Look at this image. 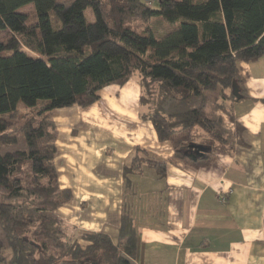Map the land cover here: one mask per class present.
<instances>
[{
    "label": "trees",
    "instance_id": "obj_1",
    "mask_svg": "<svg viewBox=\"0 0 264 264\" xmlns=\"http://www.w3.org/2000/svg\"><path fill=\"white\" fill-rule=\"evenodd\" d=\"M26 6L31 15L20 12ZM151 20L170 29L155 34ZM2 31L0 253L9 257L2 252L0 263L134 264L138 233L125 211L116 242L104 233L74 238L58 216L72 192L58 181L52 113L88 108L103 88L136 75L140 118L171 145L170 162L209 165L232 136L208 109L229 115L233 84L244 96L240 64L264 57V0H0ZM144 165L165 177L166 162L135 149L124 179Z\"/></svg>",
    "mask_w": 264,
    "mask_h": 264
},
{
    "label": "crops",
    "instance_id": "obj_2",
    "mask_svg": "<svg viewBox=\"0 0 264 264\" xmlns=\"http://www.w3.org/2000/svg\"><path fill=\"white\" fill-rule=\"evenodd\" d=\"M256 64H240L245 94L225 116L232 140L207 166L170 162L171 145L140 118L137 80L103 88L88 108L54 111L58 181L72 192L61 218L117 239L125 211L138 233L134 264H264V71ZM135 149L166 162L165 177L144 165L124 179Z\"/></svg>",
    "mask_w": 264,
    "mask_h": 264
},
{
    "label": "rangeland",
    "instance_id": "obj_3",
    "mask_svg": "<svg viewBox=\"0 0 264 264\" xmlns=\"http://www.w3.org/2000/svg\"><path fill=\"white\" fill-rule=\"evenodd\" d=\"M32 7L31 6H26V7H24V8H22L21 10H20V12L21 13H23V14H27V15H31L32 14ZM85 16H86V20H87V22H89V23H92L93 22V16H92V14H91V12L90 11H87V12H85ZM149 26H150V28L152 29V31L156 34H160V35H163L164 33H166L167 32V30L168 29H170V27L168 26V25H166L164 22H160V21H157V20H151L150 22H149ZM9 39V33L8 32H6V31H2V32H0V42H6L7 40ZM264 57H262V59H263ZM261 59V60H262ZM256 64V63H255ZM259 64H260V61H258L257 62V64L256 65H252V66H258L257 68H260V66H259ZM260 70H262V71H264V65H261V68H260ZM256 74H258L257 73V71H256ZM131 80H137L138 81V77L135 75ZM244 83H245V81H244ZM209 97L211 98V99H214L215 97H216V94H209ZM234 103V102H233ZM235 103H236V101H235ZM230 105H231V102L229 101V102H226V103H224V108L226 109V110H228L229 111V109H230ZM20 110H21V113H20V115H22V116H26V114H28V111H26V109H23L22 108V105H21V107H20ZM63 112V111H62ZM208 113L210 114V115H217V116H219L220 118H221V120H222V124H223V127H224V130H225V134H227V132L230 134L231 133V131L229 130V129H231V127H230V124H229V122L227 121V119H226V114L225 113H223V112H221V111H218V112H215L214 110H213V108L210 106L209 107V109H208ZM29 115V114H28ZM230 136H231V134H230ZM19 141H22L21 139H19ZM58 214V216L59 217H61L60 216V214L59 213H57ZM63 219V218H62ZM64 221V223L66 224V226L68 227V229L67 230H69V232L74 236V238H80V236L82 235V234H84V233H89V232H81V231H79L77 228H75L74 226H72V225H70L69 223H67L65 220H63ZM4 237H3V235H2V233H1V231H0V242L1 243H3L4 244V239H3ZM114 242H116V240L117 239H112ZM3 252V253H2ZM1 253H2V255L3 256H8L9 257V254H8V252L6 251V252H4V251H1ZM0 253V254H1ZM1 264V263H0Z\"/></svg>",
    "mask_w": 264,
    "mask_h": 264
},
{
    "label": "water",
    "instance_id": "obj_4",
    "mask_svg": "<svg viewBox=\"0 0 264 264\" xmlns=\"http://www.w3.org/2000/svg\"><path fill=\"white\" fill-rule=\"evenodd\" d=\"M232 95L235 97V99L238 101V100H240L241 98H242V96L239 94V89H238V87L235 85V84H233L232 85ZM199 150L201 151V153L203 154V153H206L207 151H209L208 149H206V148H199ZM201 153H199L198 155H196L197 157H200L202 154Z\"/></svg>",
    "mask_w": 264,
    "mask_h": 264
},
{
    "label": "built area",
    "instance_id": "obj_5",
    "mask_svg": "<svg viewBox=\"0 0 264 264\" xmlns=\"http://www.w3.org/2000/svg\"><path fill=\"white\" fill-rule=\"evenodd\" d=\"M225 201V197H220V202H224Z\"/></svg>",
    "mask_w": 264,
    "mask_h": 264
},
{
    "label": "bare ground",
    "instance_id": "obj_6",
    "mask_svg": "<svg viewBox=\"0 0 264 264\" xmlns=\"http://www.w3.org/2000/svg\"><path fill=\"white\" fill-rule=\"evenodd\" d=\"M160 174V173H159Z\"/></svg>",
    "mask_w": 264,
    "mask_h": 264
}]
</instances>
